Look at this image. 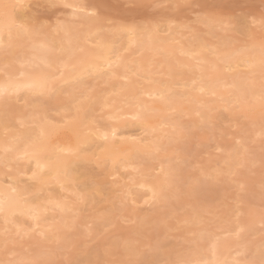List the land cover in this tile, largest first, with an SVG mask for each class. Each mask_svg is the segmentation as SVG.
<instances>
[{"label": "bare ground", "instance_id": "1", "mask_svg": "<svg viewBox=\"0 0 264 264\" xmlns=\"http://www.w3.org/2000/svg\"><path fill=\"white\" fill-rule=\"evenodd\" d=\"M29 1L0 0V49L4 50L6 47L8 49V46L11 47L8 49L9 55L1 57V60H6L2 62L9 64V67L4 74L0 75V91H2L0 94V134L2 130L11 126L8 122L10 118L16 117H13V113L9 112L12 109H10V102L7 100L11 94L18 97L22 90L26 91L27 94L39 92L47 94L53 88V79L58 73L61 74L58 82L68 81L69 83L72 81V85L75 80L77 81L88 74H93L95 77L102 75L104 82L109 79L108 75L115 76L117 79L109 80V87L99 91L97 89V92L88 91L87 87L82 86V82V84L78 83V87H81L80 96L76 95L71 88L72 102L77 101L72 105V108L76 109L73 110L71 117L64 115L63 118H65L64 122L66 123L62 128L63 135H60V130V136L57 134L59 127L55 125L56 122L48 120V117L41 113L42 115L36 114L37 116L33 119L36 123L35 127H28L20 132H11L7 139L0 137V148H11L13 158L24 159L26 164H31L29 171L17 167L10 173L0 176V209H2L0 210V219L3 222L0 231L8 225L22 232L25 231L26 228L21 224L23 221L17 220L18 215H20V217H29L32 221L31 225H40L42 228L39 231L44 236L55 230L57 232L56 238H61L63 235L59 233V230L63 233V227L68 226L69 220L66 221L65 216L60 215V219L55 221L53 220L54 216H47L45 211L48 208H57L61 212L68 211L69 204L58 199L56 196L59 195L54 194L56 191L54 193L47 191L40 193L38 191L42 189L44 191L45 186L49 185L48 183H51L52 180L58 183V187L61 188H64L67 182L72 181V192H74L77 200H81L80 205L86 202L90 204V201L95 198L93 195L101 193L102 187L99 185H102L103 181L96 180L87 183L85 180H79L81 176L87 174L86 170L82 169L83 166L81 169V165L77 167V159L74 157L85 150V148L83 149L84 146L81 147V145L91 146L89 148H92V153L98 154L96 158L98 163L106 160L109 163L106 162L105 164L107 166L109 164V167L130 165L133 147H141L149 152L163 142V139L158 141L163 136H167L166 139L178 140L180 138L181 127L179 125L181 124L177 119L170 117L173 113L170 112L171 109L182 113L198 112L208 121L209 111L220 106V104L229 107L228 111L231 108H236L235 112L239 110L238 112L243 116H245L244 114L252 116V122L255 125L252 129L253 134L264 136V125L260 124L256 118L259 113H264V44L250 42L244 49L238 50L225 40H222L221 44L215 48H213L214 46L209 47L208 41L205 42L202 38L201 40L195 38L193 42L187 43L177 42L176 40H179L178 30L169 24V20L162 27L156 25L117 26L111 34L101 35L98 31L100 29L99 24L89 16L92 9L80 5L74 0L51 1L69 7V12L73 16H82L86 35L79 34L74 26L65 23L58 25L62 29L61 36L54 38L50 34L41 35L40 30L33 29L24 22L21 23L27 13L32 11ZM120 30L124 31V35L120 36ZM165 31L168 33L162 35L161 32ZM87 36H91V44L87 43ZM17 46L27 50L23 49V52L26 51L21 55L19 54L18 57L16 53H11L13 55L10 56V50ZM123 49H131V52L126 55L123 53ZM19 51L22 52V50ZM1 52L3 53V51ZM154 55L158 56L155 64L153 62ZM6 57L9 58L6 59ZM13 60L17 63H13ZM131 62H134L135 65H132ZM160 63L162 69L156 71L155 67ZM152 64L154 66H151ZM193 64L197 69L192 76L188 78L180 76L190 70L187 68ZM240 67L246 69L243 70ZM160 72L171 77H161ZM156 73L158 74L156 75ZM211 94L215 96L211 97ZM24 98H27L25 101L31 104L32 99L29 96ZM94 104L110 106L111 109L108 110V113L115 122L111 121L106 127L93 124L94 119L90 108L92 110ZM66 106H68L67 103ZM168 110L170 113L167 112ZM126 123L134 124L136 127L125 130L123 126ZM166 123L170 127H164L163 124ZM153 131H156L155 137L157 139L153 140L152 143L154 144L150 143V140L148 141V138L143 135V132L151 133ZM235 154L234 152L233 155ZM82 156H80L82 159L90 158ZM234 158L237 159V157ZM234 158H226L229 162L227 163L229 170L234 169L232 161L237 162ZM178 168V165L170 162H159L153 167V170L155 169L157 172H145L146 169L141 168L138 174L144 175V177L136 178L137 180L135 179L131 184L129 182L126 184L128 187L130 185L133 187L134 184L140 185L145 189V194L149 198L162 200L168 194L166 189L168 190L170 184L176 182L175 171L179 170ZM215 169L214 172L219 170L215 171ZM113 170L115 168L111 171L108 169V175L116 174V170ZM20 172L25 173V176L28 174L29 178L27 179L33 178L37 182L38 190L32 192L29 187L20 185ZM188 179L187 181H189ZM108 181L111 183L113 180L110 178ZM203 182L187 185L193 192L201 191V189L203 191L212 189V183ZM132 187L129 188L133 189ZM134 196L132 197L134 198ZM45 199L47 203L43 202ZM164 200L166 199L164 198ZM79 207L72 203V210L79 209ZM238 209L240 208L238 207ZM251 210L250 207H245V216L240 217L243 220L234 218L237 222H234L236 225H232V228L229 226L228 229L225 228L220 232H212L201 227L194 228L192 230L194 236L191 238L193 251L172 264L233 263L232 261L239 259L235 254L242 251L241 248H236L238 244L252 251L250 260H246L245 264H262L264 251L259 248V245L249 243V240L246 239V232H239L241 229L260 221L259 213L256 210L253 211L254 209ZM194 213L192 216L194 220H190L191 217L189 216L183 217V219L188 220V222L190 220L192 223L194 221V224H197L199 216L196 212ZM95 218H97L95 225L99 227L98 224L102 225L104 220L106 221L110 216L108 213H101ZM225 232H233V234L222 235ZM0 241H2L1 237ZM253 244L254 247H252ZM234 246L235 248H233ZM126 248L125 250L130 252L133 247L127 246ZM41 255V248L34 249L32 255L21 253L14 262L2 259L1 264H35L40 261ZM27 259L30 261L26 262Z\"/></svg>", "mask_w": 264, "mask_h": 264}, {"label": "rangeland", "instance_id": "2", "mask_svg": "<svg viewBox=\"0 0 264 264\" xmlns=\"http://www.w3.org/2000/svg\"><path fill=\"white\" fill-rule=\"evenodd\" d=\"M74 1L92 9L89 16L99 24L100 29L98 31L101 35L111 34L117 26L134 25L141 27L156 25L162 27L169 20V24L178 30L179 40L177 39V42L187 43L193 42L195 38L200 40L202 38L205 42L208 41L209 47L214 46L213 48H215V46L218 47L221 44L222 40H225L227 43L229 41L230 45L238 50L244 49L250 42L264 44V0ZM29 4L32 11L27 13L21 23L24 22L27 26L40 30L41 35L50 34L54 38L60 37L62 29L58 25L65 23L74 26L79 34L86 35L85 24L82 23L83 17L73 16L69 12V7L62 3H53L51 0H30ZM167 33L168 31L161 32L162 35ZM122 35H124V31L120 30V36ZM86 38L87 43L91 44V36ZM9 48L11 47L8 46ZM8 49L7 47L4 50L0 49V75L4 74L7 67H9V64L2 62L6 61L5 59L1 60L2 56L9 55ZM23 49L26 48L17 46L15 49H11L10 56L16 53L18 57L19 54L21 55L27 50L23 52ZM18 50H22V52H18ZM130 52L131 49H123V53L126 55ZM9 57H6V59ZM153 58L155 64L158 56L154 55ZM13 63L16 64L17 62L13 60ZM131 64L135 65L134 62H131ZM189 68L190 70L180 76L188 78L197 69L194 64L187 69ZM161 69V63L155 67L156 71ZM240 69L245 70L246 68L240 67ZM160 73L161 77H171L162 72ZM58 74H56V77L54 76L55 78L53 77V88L48 92L49 94L45 92L27 94L26 91L22 90L19 92L18 97L13 96L15 94L10 95L7 101L10 102L9 107L11 106L10 109L12 110L9 112L13 113V117H16H11L8 121L11 126L2 130L0 134L2 139H7L11 132H20L28 127H35L36 123L33 119H35V116L42 114H45L48 120L56 122L55 125L60 128H58L57 134L61 133L60 135H63L62 128L66 123L63 117H71L73 110L76 109L72 108V105L77 102L76 100V102H72V89L76 95L80 96L81 87H78V83H83L82 86L87 87L88 91L97 92V89L99 91L108 88L110 85L109 80L117 79L115 76L108 75L109 79L104 82V76L96 75L95 77L93 74H88L77 81L75 80L72 85V81H69V83L68 81H66L67 83L65 81H63L65 83L58 82V79L61 78V74L59 76ZM27 96L32 99L31 104L25 101L27 98L24 97ZM213 96L215 95L211 94V97ZM80 99L82 98L80 97ZM66 103L68 106H66ZM224 107L220 104V106L211 109L208 117V121L211 119L209 122L198 112L182 113L171 109L170 112L173 113L170 117L177 119L181 124L179 125L181 127L180 138L175 140L166 139L167 136H163L161 139L159 137L158 141L163 139V142L158 144L153 151L150 150V153L141 147L131 148L133 149L132 151L130 149L132 164L130 163V165L124 167L115 165L119 169L115 166L109 167V164L107 166L105 164L106 160L98 163V159L96 160L98 154L92 153V148H89L91 146L82 144L81 147L84 146L83 149L85 148V150L81 152L82 154L80 153V155L74 157L77 159V167L81 165V169L83 166L82 169L86 170L87 174L81 176L79 180H85L87 183L96 180L103 181L102 185H99L102 187V194L96 193L93 195L95 198L90 201V204L86 202L80 205L81 200H77L74 192H72V181L67 182L64 188H61L58 187V183L52 180L51 183H48L49 185L45 186L46 190L42 191V189L38 192L54 193L56 191L54 194L59 195L56 196L58 199L68 202V211L61 212L57 208H48L49 210L45 211L47 216H54L53 220L55 221L60 219V215H64L66 221L69 220L68 226L63 227V233L59 230V233L63 236L56 238L55 234L57 232L55 230L44 236L39 231L42 228L40 225H31L32 221L29 217H20L17 214V220L23 221L21 224L26 230L22 232L8 225L0 231L2 239L0 241V259H5V261L8 259L10 262H14L21 253L32 255L34 249L41 248V259L39 258L40 261L35 264H172L193 251L191 238L194 236L192 232L194 228L201 227L212 232H220L229 226L232 228L231 226H235V223H237L235 219L245 216V207H250L252 210L254 209L253 211L256 210L259 213L258 218H260V221L251 224V228L244 226L246 228L241 229L239 232H246V239L249 240V243L259 245V248L264 251V242H262L264 241V136L253 134L252 129L255 125L250 114L249 118L248 114V116L246 114L243 116L238 112L239 110L235 112L236 108H231L228 111L229 107ZM109 109H111L110 106L94 104L92 110L90 108L94 119L93 124H97L99 127L109 126V123L113 121L108 113ZM167 112L170 113L169 110ZM256 118L260 121V124L264 125L263 112L256 115ZM133 125L126 123L123 127L128 130L136 127V125ZM163 126L170 127L167 123ZM123 127L122 129H124ZM155 134L156 131L143 132L150 143L157 140ZM12 152L11 148H0V176L10 173L17 167L30 170L31 164H26L24 159L13 158ZM234 152L235 155H233ZM82 155L90 158L82 159L80 158ZM227 157L228 159L229 157H237V159L234 158L237 162L232 161L234 164L233 170L227 168V163H229L226 160ZM159 162H170L179 167V170L175 171L176 182L174 181L175 183L170 184L168 190L166 189V192L168 191V194L164 197L166 200L164 198L162 200L149 198L145 194V189L140 185L134 184L133 187L130 185L129 187L133 189L127 186L126 183L131 184L136 178L144 177V175L138 174L141 168H145V172H157V170H153V167ZM113 168H115L116 174L108 175V172ZM214 169L215 171L219 170L214 172ZM129 171L131 172L129 173ZM19 176L21 179L19 181L20 185L29 187L32 192L38 190L37 182L33 178L27 179L29 178L28 174L25 176V173L20 172ZM110 178L114 182L110 183L108 181ZM200 181L201 183L203 181L212 183V189L205 191L201 189V191L196 190L195 192L189 189L188 185L200 183ZM261 182L262 185H260ZM133 193H135V196ZM43 202L47 203L46 199ZM72 203L75 206H80L79 209L72 210ZM194 212L199 216L197 224H194V221L193 223L190 222L193 214H195ZM101 213H108L110 218L104 220L102 225L98 224L99 227H97L95 225L97 218L95 217ZM188 216L191 217L189 222L183 219V217ZM240 219L243 220V218ZM262 222L263 224H261ZM2 223L0 219V226ZM232 234L233 232H225L222 235ZM254 244L252 247H254ZM127 246L133 247L132 252L125 250ZM236 248L242 249V251L235 254L236 257H239L238 261L224 264H235V262L236 264H245L246 260H250L251 249L241 244L236 245ZM243 256L245 257L242 258ZM1 260L0 264L3 262ZM29 261V259L26 260V262Z\"/></svg>", "mask_w": 264, "mask_h": 264}, {"label": "snow or ice", "instance_id": "3", "mask_svg": "<svg viewBox=\"0 0 264 264\" xmlns=\"http://www.w3.org/2000/svg\"><path fill=\"white\" fill-rule=\"evenodd\" d=\"M0 94H2V91H0ZM0 210H2V209H0ZM262 264H264V262H262Z\"/></svg>", "mask_w": 264, "mask_h": 264}]
</instances>
